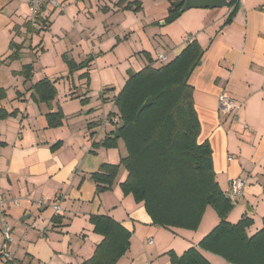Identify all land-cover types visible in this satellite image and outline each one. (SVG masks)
<instances>
[{
	"label": "crops",
	"instance_id": "0c3cea01",
	"mask_svg": "<svg viewBox=\"0 0 264 264\" xmlns=\"http://www.w3.org/2000/svg\"><path fill=\"white\" fill-rule=\"evenodd\" d=\"M59 1V8L46 2L39 24L33 25L26 0H0V191L8 202L6 220L12 227L10 261L84 264L104 239L91 221L93 215L101 214L131 232L130 247L116 264H173L169 251L181 255L197 247L221 218L209 205L195 230L154 224L144 203L121 189L128 174L123 165L112 187L97 191L92 174L102 163H119L127 154L122 138L115 147H107L105 138L119 125L114 121L115 98L130 71L126 69L123 79L110 71L112 65L90 71L96 64L95 32L91 36L75 23L89 22L102 12L101 23L115 24L118 0H94L96 6L93 0ZM162 4L165 10L159 21L168 15L169 1ZM91 7L97 8L95 13ZM231 10L228 6L183 12L173 23L180 25L176 34L175 29H163L166 48L159 55L171 61L194 39L205 49L190 77L201 124L199 141L210 143L216 178L226 193L232 179H246L244 194L233 200L226 220L253 219L247 229L253 235L264 225V0H239L232 21L225 24ZM44 24H50L49 30L59 24L55 36L61 42L69 38L52 58L47 56L50 52L44 39L37 36ZM75 27L78 32L72 37ZM53 46H58L54 40ZM145 53L150 54L139 50L131 53L129 61L125 58L131 72L144 68L150 59L155 61ZM69 59L79 68L71 71ZM91 59L90 70L84 69L86 75L76 71ZM27 64H32L31 72L25 71ZM69 73L90 77V86L70 82ZM44 79L57 89L49 101L40 100L36 90ZM222 92L240 102L235 114H220ZM59 113L63 115L60 125L52 121L58 120L53 114ZM55 204H60L59 212ZM3 241L0 224V264L8 261L1 252ZM200 251L211 264H235L211 251Z\"/></svg>",
	"mask_w": 264,
	"mask_h": 264
},
{
	"label": "trees",
	"instance_id": "16d2710c",
	"mask_svg": "<svg viewBox=\"0 0 264 264\" xmlns=\"http://www.w3.org/2000/svg\"><path fill=\"white\" fill-rule=\"evenodd\" d=\"M168 1L166 23L181 16L184 4V0ZM115 5L124 10L142 9L140 0H118ZM228 6L232 10L225 24L232 21L239 0H229ZM49 25L43 27L46 29ZM204 52L197 39L190 40L171 61L156 67L150 59L148 65L130 74L115 98L120 123L105 138L107 147H115L122 138L127 154L119 163H102L92 177L100 193L112 187L123 165L128 173L120 184L124 194H132L137 202H143L153 223L163 227L195 230L207 207L215 208L220 223L197 247L181 255L169 251L173 264H211L200 248L231 263L264 264V225L249 235L247 229L254 223L253 219L243 217L236 223L226 220L234 202L217 181L210 143L199 141L201 124L190 77L201 63ZM68 65L71 71L79 68L73 59L68 60ZM24 69L31 72L33 66L27 64ZM36 90L42 101L52 100L57 94L48 79L38 82ZM148 98L152 99L151 105L139 112ZM53 115L59 117L52 121L62 124V113ZM91 221L94 230L104 239L84 264H116L130 247L131 232L109 216L93 215ZM6 264L15 263L8 259Z\"/></svg>",
	"mask_w": 264,
	"mask_h": 264
},
{
	"label": "rangeland",
	"instance_id": "374dc122",
	"mask_svg": "<svg viewBox=\"0 0 264 264\" xmlns=\"http://www.w3.org/2000/svg\"><path fill=\"white\" fill-rule=\"evenodd\" d=\"M140 1H142L141 2L142 9H140L139 11L115 8V24H110V22L109 24L101 23L100 18L101 16H104L102 12L100 13V15H96L95 18L90 17L91 21L89 22H83L78 20V22L75 23L78 26H83V30H85V32L87 31L91 36H92V32H95V38H96L95 44L94 43L92 44L94 47L93 51L95 54L94 55V62H96L95 66L90 70V67L92 66L93 63V60L91 59L88 66L85 67L86 62L82 64L83 70H76V71H83V73H84V69H88L90 71L92 70L100 71L103 70V66L107 64L113 66L111 70L110 69L107 70L112 71L114 75L116 74L118 76V78L123 79V77L127 73L126 70L127 68L129 69L130 74L132 72L133 73L135 72V71L131 72L132 70L131 63H129L128 61L131 53L135 54V52H138L139 50L141 51L146 50L150 53L149 56L155 59V61L152 60V64L154 66L157 67L165 63L159 61L157 58L159 52L162 51V47L164 49L166 48L164 44L165 40L163 39V36L161 34L163 33V29H167V27L171 31L175 29L174 33L176 34L180 29V25L179 24L177 25L176 23L173 24L174 21L166 23L165 21L166 18L164 19V21H159V19L162 17L161 15L165 10L162 4L165 0H140ZM106 3L111 5L109 1H106ZM94 5L96 6L93 0V6ZM96 9H93V7H91L93 13H95ZM100 10H104V9L101 8ZM96 18L97 20H95ZM56 26L59 27V24ZM56 26L51 27L50 30L44 29L40 31V33H37V36H40L41 38L44 39L46 48H49L50 53L47 54L49 58H52V56L56 55L55 50L59 51L61 49H64L65 45H67L69 41L68 38L67 39L68 41L63 39V41L61 42L58 36H55V33H58V27ZM77 32H78L77 27H75L70 32V36L76 37ZM53 40H54V44L56 43L58 44L57 47L54 46L52 47ZM145 54L148 55L147 53ZM125 58H127L128 61L125 60ZM56 63L58 62L56 61ZM86 74L87 73H84L82 75H86ZM84 77L83 78L78 76L72 77V73H69V77L67 78L70 79V82H74V84L81 85L79 87L82 86L89 87L91 84V78L87 76ZM127 80L124 81L123 87L126 84ZM113 83H115V80L113 81ZM115 111L117 112L115 118L118 119V122L120 123L117 105L115 107ZM242 196H237L236 198L234 197L232 198L229 195V197L232 200H238Z\"/></svg>",
	"mask_w": 264,
	"mask_h": 264
},
{
	"label": "built area",
	"instance_id": "2783aa9c",
	"mask_svg": "<svg viewBox=\"0 0 264 264\" xmlns=\"http://www.w3.org/2000/svg\"><path fill=\"white\" fill-rule=\"evenodd\" d=\"M29 11H30V23L33 25L39 24L40 15L46 2L50 3L52 6L61 7V2L59 0H26ZM158 60L161 62H166L167 57L164 54L158 56ZM241 104L238 100L230 96L227 92H222L219 95V112L222 116L232 115L237 110H239ZM114 121L117 123L118 119L114 117ZM231 158V157H230ZM246 186V179L244 177H237L231 180L230 186L228 188V194L233 198L237 196H242L244 188ZM7 199L4 194L0 191V224L2 225L4 233V241L1 244V252L4 258L11 260V254L9 252L10 244L13 241L12 227L6 220L5 206H7ZM61 206L60 204H55L54 209L59 212Z\"/></svg>",
	"mask_w": 264,
	"mask_h": 264
},
{
	"label": "water",
	"instance_id": "95a60500",
	"mask_svg": "<svg viewBox=\"0 0 264 264\" xmlns=\"http://www.w3.org/2000/svg\"><path fill=\"white\" fill-rule=\"evenodd\" d=\"M228 5L229 0H184L181 11L185 12L191 8H223L228 7ZM151 103L152 99L148 98L140 107L139 112L151 105Z\"/></svg>",
	"mask_w": 264,
	"mask_h": 264
}]
</instances>
